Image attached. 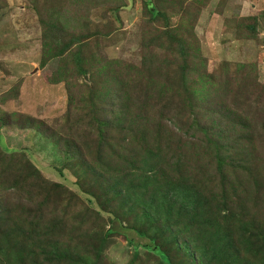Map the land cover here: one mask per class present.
<instances>
[{"label":"rangeland","instance_id":"rangeland-1","mask_svg":"<svg viewBox=\"0 0 264 264\" xmlns=\"http://www.w3.org/2000/svg\"><path fill=\"white\" fill-rule=\"evenodd\" d=\"M49 21L62 27L57 37L44 25ZM72 39L70 46L62 47ZM146 88L149 101L157 103L154 113L159 115L158 108L171 103L162 117L173 129L179 128L183 142H207L197 120L213 126L223 119L221 111L248 113L262 134L259 139L255 133L258 146L252 164L261 177L264 0H0V214L7 217L1 225L5 228L18 215L26 231L25 243H0V264H7L5 257L13 259L20 246L35 251L32 259L54 254L50 243L31 239V224L37 221L50 238L63 240L61 246L73 250L74 258L89 257V264H167L143 249L147 238L121 227L95 257L92 231L108 228L110 203L122 225L141 229L146 227L147 206L143 208L140 195L115 199L100 185L102 174L96 177L82 169L84 180L77 178L67 165L68 146L58 138L78 134V123L94 115L111 122L107 133L114 143L116 136L120 138L116 129L121 105L127 101L123 92L130 90L134 101L143 100L148 97ZM87 123L84 129H89ZM92 124L94 129L96 122ZM126 135L125 131L122 136ZM165 147L173 165L169 172L178 180L189 176L188 170L197 181L211 174L218 178L219 167L231 186L243 190L252 182L242 168L240 150L207 167V159L194 156L190 145L169 139ZM99 189L96 199L86 192ZM261 199L252 217L259 224L264 220ZM5 246L12 256L5 255ZM173 259L187 264L184 258Z\"/></svg>","mask_w":264,"mask_h":264},{"label":"trees","instance_id":"trees-1","mask_svg":"<svg viewBox=\"0 0 264 264\" xmlns=\"http://www.w3.org/2000/svg\"><path fill=\"white\" fill-rule=\"evenodd\" d=\"M149 11L152 14L157 13L153 8ZM44 25L56 37L62 31L58 22L49 21ZM249 27L254 29L253 26ZM73 42V39L69 42L67 40L62 47L67 48ZM183 77L184 74L180 78L182 81ZM149 93L150 88H146L144 95L148 94V97L134 101L130 90L123 92L127 101L121 105L120 122H117L120 127L116 129L120 138L116 136L114 143L111 138L109 140L110 134L107 133L111 122L106 119L100 121L94 115L88 123H78L81 130L78 134L75 132L71 137L58 135L59 140L68 146L64 152L67 154V165L77 178L84 180L82 169L96 177L103 175L98 181L115 199L125 201L140 195L143 208L147 206L144 212L146 227L141 229L130 224L122 225L123 220L115 212L114 204L110 203V209L107 210L108 228L92 231L95 239L93 243H97V246L93 247L95 257L98 256L96 251L107 242L112 233L121 232L117 229L121 227L133 229L139 236L147 238L143 249L147 253L160 256L167 264H175L173 258H184L187 264H264V225H261L264 220L259 224L252 218L260 196L264 204V171L260 172V177L256 170L257 165H252L255 162L254 150L258 146L255 133L262 139V134L254 129V119L248 113L239 115L227 109V112L221 111L223 119L220 123H215L216 125L204 126L197 120L207 142L203 144L202 140H196L199 142L196 144L188 139L183 142L179 128L173 129L162 117L163 113H168L166 109L170 110L171 103L167 102L159 107L158 115L153 112L157 103L149 101ZM71 113L72 107L67 112V122H70ZM92 121L96 122L94 129ZM86 123L89 129L83 128ZM214 128L219 130L216 135L205 130ZM125 131L127 135L124 137L122 135ZM169 139L190 145L194 149V156L207 159V167H211L215 159L219 160L221 157L224 160L226 153L242 151L245 159L242 168L249 173L251 184L245 185L243 190L234 184L231 186L228 180H225L226 175H222L223 169L219 167L218 178L211 174L207 180L206 177L195 174L201 179L197 181L191 177L193 172L188 170L189 176L178 180V176L169 172L173 168L171 159L166 156L165 145ZM59 140H56V144ZM200 150L204 153L200 154ZM60 151L63 152L62 149ZM103 169L115 173L105 175L99 171ZM77 183L80 184L79 181ZM250 190L256 193L254 197H251ZM86 192L96 199L102 189H99L98 193L93 190ZM5 218L7 217L0 214V243H25L24 218L13 216L10 218L11 224H5L4 228L1 221H5ZM35 224H38V221L31 224V239H36L39 243H50L51 249H55L54 254L48 253L38 259H32L35 251L31 249V252H26L27 247L24 250L23 246H20L13 259L5 257L7 264L90 263L89 257L84 255H76L74 258L73 250L69 252L67 247L61 246L63 240L50 238L45 228ZM151 230L153 232L148 234ZM131 242L132 239H128V243ZM3 248L5 255L12 256L9 254L11 248Z\"/></svg>","mask_w":264,"mask_h":264}]
</instances>
